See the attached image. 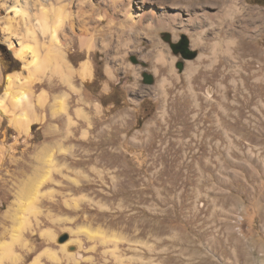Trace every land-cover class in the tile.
<instances>
[{
  "label": "rangeland",
  "instance_id": "374dc122",
  "mask_svg": "<svg viewBox=\"0 0 264 264\" xmlns=\"http://www.w3.org/2000/svg\"><path fill=\"white\" fill-rule=\"evenodd\" d=\"M81 1L0 0V264H264V0Z\"/></svg>",
  "mask_w": 264,
  "mask_h": 264
},
{
  "label": "bare ground",
  "instance_id": "6f19581e",
  "mask_svg": "<svg viewBox=\"0 0 264 264\" xmlns=\"http://www.w3.org/2000/svg\"><path fill=\"white\" fill-rule=\"evenodd\" d=\"M117 1H118L117 3H119V2H122L123 0H117ZM127 1L128 0H125V2L123 3V5L125 7L124 14H125L126 22L129 23V25H130L129 27H130V32H131L134 28H136L138 26H142V24L144 22V19H146L145 17L148 16V14H146L148 12H146V11L138 12L140 10H137L136 7H135L136 10H134L133 9V4H134L133 1H135V0H129L128 2ZM135 2H136V4H141L142 3L141 0H137ZM81 4H83V5L86 4V0H82L81 1ZM144 5L141 6L140 9H143ZM41 11H42V13H41V15L39 17L40 26L42 28L41 30L45 31V33H46V31H48L49 28H50L49 27V17L43 12V10H41ZM17 13H19V11ZM91 20L92 19L90 17H84V18L82 17L81 19H79V21H73V19L70 18V27L73 28L75 26V24H78L79 27H81L83 30H86L87 29V26L90 24V21ZM159 20H160V18H159ZM53 21H54V24L53 25H60V24L63 23L64 19H63V16L60 15V13H56L54 15V17H53ZM102 21H103V19L101 20V22ZM158 23H159V26L160 27L164 25L163 21H161V20ZM52 32H51V34H52V40H55L56 39V31L55 30H52ZM16 54L19 57H23V55H24L23 49H19ZM33 55H34L33 64H35V66H37V69H36V72L34 71V73L32 74V76L33 77H36L37 76V73H39V71L43 69V67H44L43 64H45V61L43 62L39 58V56H37L36 52H33ZM79 74L84 79H88V78H91L92 77V66H91V62L89 60H86V61H84L82 63V65L80 67ZM12 77H13L12 75H9L8 76V79L10 80V79H12ZM6 95H8V96L10 95L9 88L6 90ZM30 99H31V96H30L29 92H27V91L22 92L21 91V93L19 95L15 96L13 98V101L12 102H13V104L15 103L17 106H21V107L24 106L25 108H27V107H29L28 105H30ZM41 101H43V97H42V100ZM3 106H4V102H3L2 99H0V111L1 112H4L5 111V110L3 111ZM61 107L63 108L64 106L61 105ZM28 109H25L22 117L21 118L19 117L17 120L15 119V122L16 123H14V124H16L18 126V128L22 132H24L26 134H28L30 132L31 124L36 121V118L29 113L30 111H28ZM110 242H111V240H110ZM114 245H115V243H114ZM4 255L7 256L8 258H11L12 260L15 259V256L12 254L11 250L8 249V248H6Z\"/></svg>",
  "mask_w": 264,
  "mask_h": 264
},
{
  "label": "water",
  "instance_id": "95a60500",
  "mask_svg": "<svg viewBox=\"0 0 264 264\" xmlns=\"http://www.w3.org/2000/svg\"><path fill=\"white\" fill-rule=\"evenodd\" d=\"M171 48L175 54H180L184 59H193L196 56V53L191 51L189 48L188 39L184 36L182 40L176 44H171ZM133 62L136 61L133 59ZM179 68L182 69V64L179 65ZM144 83L152 84L154 81V77L150 74H144Z\"/></svg>",
  "mask_w": 264,
  "mask_h": 264
}]
</instances>
